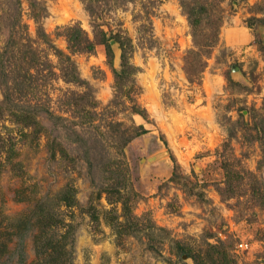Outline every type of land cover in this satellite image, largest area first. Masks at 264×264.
<instances>
[{
	"label": "rangeland",
	"instance_id": "obj_1",
	"mask_svg": "<svg viewBox=\"0 0 264 264\" xmlns=\"http://www.w3.org/2000/svg\"><path fill=\"white\" fill-rule=\"evenodd\" d=\"M39 1L48 13L43 29L62 52L67 45L57 28L77 22L91 35L79 0ZM221 7L218 42L202 57V72L191 59L189 76L183 58L193 42L178 0H132L101 20L106 30L121 24L132 40L136 101L146 111L145 119H132L148 133L124 149L122 174L133 194L122 197H130L131 216L99 191L80 158L76 136L91 131L65 107L63 93L81 89L51 79L2 104L0 87V264H194L197 255L216 256L208 245L220 244L229 264H264V159L254 126L264 114V0H225ZM28 14L22 0V21L34 39ZM71 58L93 88L100 115L113 98L105 47ZM112 66L119 68V58ZM27 107L38 125L17 117ZM98 118L95 124L105 118L130 124L119 111ZM94 145L110 147L105 139ZM66 191L71 206L59 200Z\"/></svg>",
	"mask_w": 264,
	"mask_h": 264
},
{
	"label": "trees",
	"instance_id": "obj_2",
	"mask_svg": "<svg viewBox=\"0 0 264 264\" xmlns=\"http://www.w3.org/2000/svg\"><path fill=\"white\" fill-rule=\"evenodd\" d=\"M79 1L90 18L91 35H88L77 22L57 28L56 36L63 37L67 45V53H64L54 45L43 29L41 22L48 14L43 2L25 0L29 18L36 26L35 38L31 39L22 21V0H0V87L6 90L2 104L8 101L9 95H25L27 91L34 90V85L44 86L51 79H59L81 89L63 93L65 107L85 119L91 131L88 134L89 137L83 138L74 130L78 138V149L82 152L80 158L86 161V168L92 179L97 177L99 180L97 185L99 191L105 194L109 202H119L122 212L127 217V215L131 216V207L127 203L130 197L124 200L122 196L133 193H128L125 187V172L124 175L122 174L124 167L127 168L124 163V149L133 139L148 133L143 125L136 124L132 119L135 115L145 119L146 111L136 101V97L140 94V89L135 84V76L139 69L130 63L132 40L121 28V24L118 23L115 30H106L101 20L107 12L121 9L132 0ZM224 1L178 0L182 14L186 17L191 30L193 42V49H190L183 58L187 76L189 72H192L189 69L193 63L191 59L197 57L198 72H202L205 66L202 57L206 56L208 50L218 42L223 14L221 5ZM147 19L149 21L147 24H151L150 18ZM252 20L261 21L254 18ZM146 27V23L139 25V28L145 29ZM110 40H115L120 45L118 69L112 66L113 53L109 46ZM98 45L105 47L107 62L113 75V98L100 115L95 111L97 101L93 95V88L80 77L76 64L71 58L75 54H92ZM116 111L127 113L130 124L111 119L107 121L106 118L103 121V117H106L109 112ZM15 112L22 122L28 125H38L37 112L34 108H19ZM97 116L98 121L102 120L103 123H94ZM263 124L264 114H260L254 119V126L257 128L255 138L261 145L264 159ZM231 136L228 133V138ZM104 139L110 143V147L97 149L94 143L102 144ZM222 168L228 178L227 165L223 164ZM59 200L66 206L74 204L73 196L69 191H66ZM261 202L264 208V195L261 197ZM50 216L52 219L56 218L53 213ZM52 222L57 223L58 220L54 219ZM114 224L121 225L117 220ZM53 228L50 227V229ZM208 246L217 251L216 256H207L209 259H206V257L197 255L193 258L194 264H229L228 253L221 244Z\"/></svg>",
	"mask_w": 264,
	"mask_h": 264
},
{
	"label": "water",
	"instance_id": "obj_3",
	"mask_svg": "<svg viewBox=\"0 0 264 264\" xmlns=\"http://www.w3.org/2000/svg\"><path fill=\"white\" fill-rule=\"evenodd\" d=\"M109 46H110L111 51L113 53V58H114V56H115V58H119L120 52H121L120 45L115 40H110L109 41ZM231 71L232 72H238L239 69L237 67H235V66H232ZM156 158L157 157H151V158L148 159V161H153Z\"/></svg>",
	"mask_w": 264,
	"mask_h": 264
},
{
	"label": "built area",
	"instance_id": "obj_4",
	"mask_svg": "<svg viewBox=\"0 0 264 264\" xmlns=\"http://www.w3.org/2000/svg\"><path fill=\"white\" fill-rule=\"evenodd\" d=\"M239 247H240V248H243V245L241 244V245H239ZM245 247H247V246L245 245V246H244V249H245Z\"/></svg>",
	"mask_w": 264,
	"mask_h": 264
}]
</instances>
